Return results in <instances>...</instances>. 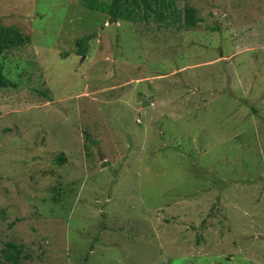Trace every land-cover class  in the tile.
I'll return each instance as SVG.
<instances>
[{"label": "rangeland", "instance_id": "374dc122", "mask_svg": "<svg viewBox=\"0 0 264 264\" xmlns=\"http://www.w3.org/2000/svg\"><path fill=\"white\" fill-rule=\"evenodd\" d=\"M83 1L0 0L30 37L0 54V263L264 264V0H175L197 25L118 22L116 52Z\"/></svg>", "mask_w": 264, "mask_h": 264}, {"label": "trees", "instance_id": "16d2710c", "mask_svg": "<svg viewBox=\"0 0 264 264\" xmlns=\"http://www.w3.org/2000/svg\"><path fill=\"white\" fill-rule=\"evenodd\" d=\"M84 6L90 10L100 12L109 17L110 23L154 21L159 24L185 25L187 28L197 25L196 8L186 7L181 13L175 5V0H84ZM183 14V16H181ZM104 27V26H103ZM88 37L76 40L78 54L84 56L89 51ZM30 42V37L13 26H6L0 22V54L23 47ZM0 87H17L11 81L0 63ZM65 160L58 157L59 164ZM24 250L14 242H7L2 249V256L6 263L20 264ZM1 264V263H0Z\"/></svg>", "mask_w": 264, "mask_h": 264}, {"label": "water", "instance_id": "95a60500", "mask_svg": "<svg viewBox=\"0 0 264 264\" xmlns=\"http://www.w3.org/2000/svg\"><path fill=\"white\" fill-rule=\"evenodd\" d=\"M107 34L111 40V46L116 52L117 43H118V23H110L106 25L100 35Z\"/></svg>", "mask_w": 264, "mask_h": 264}]
</instances>
